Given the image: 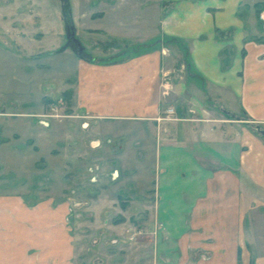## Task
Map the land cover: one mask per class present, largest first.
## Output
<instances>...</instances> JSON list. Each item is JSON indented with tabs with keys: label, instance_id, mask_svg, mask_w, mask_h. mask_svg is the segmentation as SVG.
I'll return each mask as SVG.
<instances>
[{
	"label": "crops",
	"instance_id": "0c3cea01",
	"mask_svg": "<svg viewBox=\"0 0 264 264\" xmlns=\"http://www.w3.org/2000/svg\"><path fill=\"white\" fill-rule=\"evenodd\" d=\"M19 3L0 0V44L15 47V53L19 44L31 47L49 35L33 11L22 17ZM158 3L151 22L123 23L116 16L120 9L113 8L90 22L81 11L74 13L65 31L72 29L75 41L66 35L67 46L85 49L77 39L80 32L102 38L92 46L97 51L77 55L71 49L77 57L75 76L66 77L59 93L52 80L37 83L41 106L35 112H17L16 103L5 102L0 93V130L7 118L44 116L45 107L52 110L60 97L64 100L56 104L67 110L62 124L76 126L83 135L88 129L86 141L99 156L105 144L124 140L106 133L105 122L144 125L154 135L153 182L142 192V202L150 206L151 264H264V138L247 129L264 128V23L258 18L264 0ZM121 30L131 35L121 36ZM109 39L119 42L100 46ZM167 44L179 52L186 48L188 82L195 77L203 89L166 81ZM202 85L219 89L216 103L194 96L202 94ZM187 94L193 97L183 103ZM213 105L233 118H215ZM44 118L32 125L47 130L50 122ZM37 179L32 174L27 187L15 191L8 189L21 182L0 181V264H79L71 198L63 189L48 195L50 183L42 186Z\"/></svg>",
	"mask_w": 264,
	"mask_h": 264
},
{
	"label": "rangeland",
	"instance_id": "374dc122",
	"mask_svg": "<svg viewBox=\"0 0 264 264\" xmlns=\"http://www.w3.org/2000/svg\"><path fill=\"white\" fill-rule=\"evenodd\" d=\"M27 1L36 6L29 5ZM159 1L20 0L22 17H29L30 10L33 11L34 16L39 17V27L48 31L49 35L41 43L31 47L23 44L24 42L19 44L20 51L16 53L13 52L15 47L0 44V93L5 94V102L16 103L17 112H35L41 106V97L38 95L41 93L37 90V83L52 80L59 93L65 88L66 77L75 76V54L79 55V48L71 47L74 54L67 46L65 31V25H70V22L72 24L74 13L76 16L81 11L82 19L90 22L102 11L108 12L113 8L120 9L121 13L116 16L123 23L141 21L144 18L151 22L153 13L158 10ZM130 32L118 31L124 37L130 36ZM137 32L141 33V30ZM149 33L153 36L152 31ZM77 39L86 49L81 47L82 55H94L97 50L92 47L93 44L102 40L101 37H88L80 32ZM117 42L119 41L109 39L100 46H115ZM100 46L97 49L100 50ZM117 47L123 49L122 43ZM174 47L167 44V49L171 50L170 58L167 56L170 60L166 62L170 71L166 81L175 84L180 80L187 85L191 82V85L200 90L201 84L195 77H191L188 82L191 70L188 63L184 62L186 48L183 47L179 52ZM202 86V94L197 91L194 96L199 101L216 103L215 100L221 97L219 89ZM191 96L193 97L185 95L182 102L187 103ZM54 97L53 94L51 98ZM63 100L61 97L57 99L52 110L45 107V115L41 117L19 116L6 119L0 130V181L9 185L21 182L8 189L15 191L23 186L27 187L32 181V174H37L36 181L40 185L50 183L48 195L57 196L63 189L62 192L71 198L75 215V255L79 264H151L152 243L146 233L150 206L147 202H142V192L151 190L154 175V135L151 129L136 122H105L103 127L106 133L112 138L120 137L125 141L105 144L99 156L93 152L94 146L86 141L88 133L90 134L88 129L83 135V131L76 126L68 129L66 124H62L65 121L61 122L63 113L67 110L56 103ZM210 112L215 118H233L232 114L217 105H213ZM47 114L53 115L47 119L50 122L47 130L42 129L41 125H32V120H45ZM209 116L211 115H207ZM247 127L251 133L258 134L254 125ZM3 139L7 141L4 142ZM119 147L123 152H111ZM143 148L144 157L140 158L138 154L143 152ZM98 159L102 166H98ZM37 163L40 167H36ZM41 193L45 195V192H39V195Z\"/></svg>",
	"mask_w": 264,
	"mask_h": 264
},
{
	"label": "water",
	"instance_id": "95a60500",
	"mask_svg": "<svg viewBox=\"0 0 264 264\" xmlns=\"http://www.w3.org/2000/svg\"><path fill=\"white\" fill-rule=\"evenodd\" d=\"M66 35L69 39H72L73 41H75L74 39V35H73V32H72V29H67L66 30ZM79 52H81V49H79ZM254 130L256 131V133H258L261 137L264 138V129L260 128L259 126H254L253 127Z\"/></svg>",
	"mask_w": 264,
	"mask_h": 264
},
{
	"label": "built area",
	"instance_id": "2783aa9c",
	"mask_svg": "<svg viewBox=\"0 0 264 264\" xmlns=\"http://www.w3.org/2000/svg\"><path fill=\"white\" fill-rule=\"evenodd\" d=\"M258 18H259V20H260L261 22L264 23V7L261 8V9L259 10ZM53 110H54V109H53ZM167 112H168L169 114H172V113H173L172 109L167 110ZM52 116H53V115H48L47 117H52Z\"/></svg>",
	"mask_w": 264,
	"mask_h": 264
}]
</instances>
